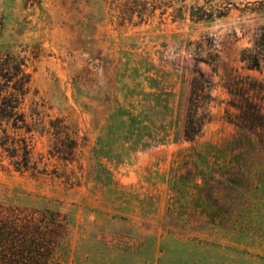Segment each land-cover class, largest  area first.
Here are the masks:
<instances>
[{"label": "rangeland", "instance_id": "rangeland-1", "mask_svg": "<svg viewBox=\"0 0 264 264\" xmlns=\"http://www.w3.org/2000/svg\"><path fill=\"white\" fill-rule=\"evenodd\" d=\"M184 4L208 17L118 27L109 0H0V55L36 53L27 105L77 143L64 163L37 136L45 174L0 166V206L65 223L51 264H264V0ZM199 74L211 101L189 142L181 105Z\"/></svg>", "mask_w": 264, "mask_h": 264}, {"label": "trees", "instance_id": "trees-1", "mask_svg": "<svg viewBox=\"0 0 264 264\" xmlns=\"http://www.w3.org/2000/svg\"><path fill=\"white\" fill-rule=\"evenodd\" d=\"M184 1L175 5L172 0H109V5L118 27L145 23L156 13L172 20H182L186 14L196 21L208 17L203 6H186ZM36 59L30 50L0 55V166L6 161L14 172L41 175L47 167L39 169L33 161L37 136L48 135L47 154L64 163L75 158L77 143L62 119H50L41 103L31 101L37 94L32 85ZM241 61L249 68L256 66L253 55H244ZM185 84L178 135L190 142L201 134L203 117L198 112L211 98L201 74ZM65 233V223L56 213L0 206V264H51Z\"/></svg>", "mask_w": 264, "mask_h": 264}]
</instances>
